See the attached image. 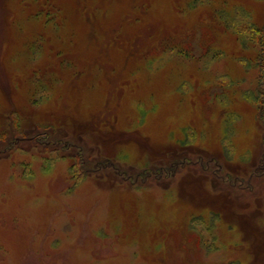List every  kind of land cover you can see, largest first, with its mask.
<instances>
[{"label":"rangeland","instance_id":"obj_1","mask_svg":"<svg viewBox=\"0 0 264 264\" xmlns=\"http://www.w3.org/2000/svg\"><path fill=\"white\" fill-rule=\"evenodd\" d=\"M0 264H264V0H0Z\"/></svg>","mask_w":264,"mask_h":264}]
</instances>
